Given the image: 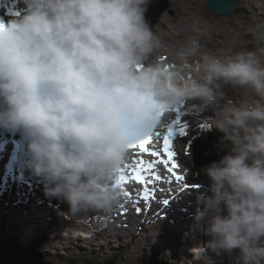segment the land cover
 <instances>
[{"label":"clouds","instance_id":"clouds-1","mask_svg":"<svg viewBox=\"0 0 264 264\" xmlns=\"http://www.w3.org/2000/svg\"><path fill=\"white\" fill-rule=\"evenodd\" d=\"M23 3L0 17V128L28 137L26 167L47 199L67 204L73 223L61 236L91 240L108 227L130 203L116 183L128 145L170 126L179 108L210 113L226 153L195 186L207 239L193 259L264 264V22L210 47L215 33L194 14L168 45L146 19L150 0ZM158 259L175 264L170 252Z\"/></svg>","mask_w":264,"mask_h":264},{"label":"snow or ice","instance_id":"snow-or-ice-1","mask_svg":"<svg viewBox=\"0 0 264 264\" xmlns=\"http://www.w3.org/2000/svg\"><path fill=\"white\" fill-rule=\"evenodd\" d=\"M2 27V24H0ZM176 119L172 122L170 126L167 127L166 134L162 137V150L155 151L150 148V145L153 143L154 139H159L161 133L158 128L149 130V132L141 138L135 139L132 143L128 145L130 150H135L137 153V158H134L132 161V167L129 169L128 166L125 167L123 172L127 171V175H121L117 180V185L125 189L124 185L129 182H135L140 185L141 188L137 191V195L140 199L148 201L154 198V185L156 182L164 179L159 173H156L154 170L155 163L154 161H159L165 165L167 172L170 174L169 182L171 179L176 181H184L185 177L178 173L176 169L179 168L175 157L176 152L173 150V139L177 134V125H181V119L179 116L180 109L177 110ZM183 127L179 128V132L183 133ZM144 154L152 157V160L145 161ZM146 165V166H145ZM146 171H152V176H146L144 173ZM126 195L131 198L132 192H129L125 189ZM138 211L140 209H137Z\"/></svg>","mask_w":264,"mask_h":264},{"label":"rangeland","instance_id":"rangeland-1","mask_svg":"<svg viewBox=\"0 0 264 264\" xmlns=\"http://www.w3.org/2000/svg\"><path fill=\"white\" fill-rule=\"evenodd\" d=\"M19 4H20V1L19 0H16ZM178 1V0H177ZM200 2H202V0H200ZM200 2H198V0H183V3H184V5H186L187 6V4H191L192 5V11H196L194 14L195 15H199L201 18H202V21L204 22V24H206L207 26L208 25H210V28L214 31V33H215V35H214V37H213V39H216L215 41H213V39H212V41H210L209 42V46L211 47V46H218V44H219V42L223 39V36H224V34L225 33H227L229 30H237V29H239V30H243V27L245 26V23H246V20L247 21H250V20H252V19H254V18H257V19H259V20H261L262 18L260 17V16H258V15H256L254 12V14L252 13V10L251 9H249V8H245V7H243V5L240 3V5H239V11H237L236 12V14H235V16H234V18L235 19H232V18H229L228 16H224L223 18H220L219 16H215V15H209L207 12H206V7H205V5H206V3L203 5V4H201ZM177 9H178V7H177V5L175 6ZM173 11H176V12H178V16L176 17V18H173L172 16L171 17H167V19H168V23L169 24H171V25H174V26H176V27H174L173 29H171V31H173L175 34H176V36H174V37H172L171 36V42H169L168 40H166L165 39V42L168 44V45H171L170 43H175L178 39H180L181 38V36H182V34H183V31H184V28H185V25L189 22V18L191 17H185V16H183V14H182V12H180V11H177V10H174L173 9ZM234 13V12H233ZM193 14V15H194ZM207 15V16H211V18H207V17H205L204 15ZM246 14H248L249 16L246 18ZM1 15H2V13H1ZM0 15V16H1ZM3 16H4V14H3ZM6 16V15H5ZM241 20V21H240ZM177 22H179V24L178 25H176V23ZM178 35H180V36H178ZM217 37H220V38H217ZM218 40V41H217ZM204 121V118L203 119H200V122H203ZM207 155V153L205 152L204 153V156H206ZM189 167L190 168H193L194 170H196V171H198L194 166H193V162H192V160L190 159L189 161ZM205 166H206V164L203 162V161H201ZM200 169H202V168H200L199 167V170ZM191 170V169H190ZM191 172H192V170H191ZM0 174L1 175H5V173H4V171H0ZM195 176H203V177H206V175L203 173V171H198V173L196 174V173H194V172H192V179H193V181L195 180ZM207 178V177H206ZM207 184H208V182L206 183V186H207ZM29 188V187H28ZM21 189H22V187H21ZM40 190V189H39ZM32 191H33V193L30 195V196H36V193H35V191H34V188H32ZM40 192H43L44 193V191H42V190H40ZM24 210V209H23ZM22 210V211H23ZM26 217V216H25ZM27 218V217H26ZM28 219V218H27ZM44 223H45V225H46V228H47V230H49L50 231V228H49V223H48V221L47 220H44ZM30 224V223H29ZM3 223L0 221V233L2 232V230H3ZM8 226V225H7ZM30 228H32L31 226H30ZM7 231H11V229L10 228H8L7 229ZM31 231V230H30ZM29 231V232H30ZM53 242H54V240H53ZM168 242V241H167ZM179 242H181V239H179ZM59 244V247H62V248H64V246L61 244V243H58ZM137 244V243H136ZM134 245V247H135V244H133ZM133 245H128L127 247H126V249H128V253H133L132 251H133ZM126 246V245H125ZM195 246H198V245H195ZM27 247V246H26ZM144 247H146V246H144ZM163 249V248H162ZM132 250V251H131ZM16 251V250H15ZM99 252L98 253H100L101 255H105V250L104 249H99L98 250ZM111 251H113V250H111ZM150 251H154V253H155V249H150V250H148V251H146V253L148 254ZM161 251V250H160ZM45 253V251L42 249V252H41V254H44ZM63 253V252H62ZM135 253H137V252H135ZM75 254V253H74ZM121 254H122V251H121ZM113 256V255H112ZM142 256L144 257L145 256V254H143V255H140V257L139 258H142ZM71 257V256H70ZM96 257L97 258H99V255H96ZM94 258H92V260H91V263H94ZM179 261H182V258L180 257L179 259H178ZM173 261H175V264H176V261L177 260H173ZM190 261H192L191 263H190ZM193 261H195L194 259L193 260H191V259H189V261L187 262V263H185V264H196V262H193ZM0 262L2 263V264H12V263H10V262H5V261H3L2 259H0ZM0 263V264H1ZM14 264V263H13ZM117 264H121V262L118 260V262H117ZM122 264H134V262H132L130 259H128V258H125L124 260H123V262H122ZM148 264H151V263H148ZM155 264H162V260L161 259H158L157 258V260H156V263Z\"/></svg>","mask_w":264,"mask_h":264},{"label":"bare ground","instance_id":"bare-ground-1","mask_svg":"<svg viewBox=\"0 0 264 264\" xmlns=\"http://www.w3.org/2000/svg\"><path fill=\"white\" fill-rule=\"evenodd\" d=\"M243 1V7H245L246 9L249 8L252 10V13L254 12L256 15L258 16H261L263 17V20H264V3L261 4L259 0H242ZM222 6V4H220V7ZM218 10H220V8H218ZM253 13V14H254ZM217 16L218 13L216 12ZM225 16H227L228 14H224ZM1 17L4 18V20H6V16L3 14L1 15ZM10 19V18H9ZM8 19V20H9ZM215 38V37H214ZM217 38H220V37H217ZM216 39H213V41H215ZM218 41V40H217ZM204 116L203 115H197L194 117V120H195V134L199 133L200 132V126L203 122H200V119H203ZM193 166L196 168L197 167H200L202 169H204L206 166L200 162V161H197V160H193ZM197 169V168H196ZM5 175H9V171H4ZM31 173V172H30ZM5 180V178H3ZM33 180V179H32ZM1 184V183H0ZM42 191H44V189H40ZM3 198H5L6 200V204H7V193L3 194L2 195ZM14 196H16V192L14 193ZM2 198V197H1ZM14 200H16L17 198L16 197H13ZM35 199V196H29L28 200L27 201H24L22 204H20L19 206H13L12 204H7V206H5L4 202L1 201L0 202V221L2 222V215L5 211H7L8 213V216H9V222L8 224H14L16 223L17 225H19L21 228L24 229L25 231V235H28L30 232V230H32V228H30L31 224L30 221H29V218L27 219L23 214H21L20 212H22L23 209L27 208L28 206L31 205V202H33ZM191 210H194L193 208H191ZM31 215H34V216H37L38 215V212L37 211H30ZM194 221L195 223V226H196V229L197 231L194 233V237H193V240L191 239H188V240H185L183 242V246H187L190 242H191V249L194 248V247H198L200 245L203 244V242L207 239L203 233H202V230H201V227H202V221H197L196 219H192V220H188L187 222V225L189 224V227L191 226V222ZM137 224V223H136ZM3 226V225H2ZM139 228H142L144 226H146V224L144 223H139ZM3 228V227H2ZM191 230V228H190ZM152 232H153V238L155 240L156 243H158V241H161V242H167V241H170L174 236L178 235L179 234V230H174L172 232H168L166 234H164L160 239H157L156 236H155V231L154 229L152 228ZM120 240H122V238H120ZM58 243H61L64 247H67V244L64 243L62 240L60 239H55L54 242H53V239H49V247L52 251H55L58 249ZM108 245H111V242H108L107 243ZM135 244V247H138V244L134 243ZM131 245V244H129ZM144 246V250L145 251H148V248H149V244L147 243H144L143 244ZM195 245H198V246H195ZM24 249H28V247H24ZM100 249H104L105 248H100ZM128 249H124L122 250V254L124 253H128L127 252ZM132 251V250H131ZM137 252V251H136ZM174 253V251H172ZM138 253V252H137ZM137 253H130L131 255V258L130 259H134L135 255ZM161 255H163L161 253ZM183 255H185V253L183 252ZM140 257V256H139ZM143 257V256H142ZM192 259V258H191ZM195 260V259H194ZM189 261V258L187 259V262ZM198 262V260H196ZM196 262V264H197ZM179 262L176 261V264H178ZM181 264H185L186 261L185 259L182 258V261H180ZM219 264H223V259H221L219 261Z\"/></svg>","mask_w":264,"mask_h":264},{"label":"water","instance_id":"water-1","mask_svg":"<svg viewBox=\"0 0 264 264\" xmlns=\"http://www.w3.org/2000/svg\"><path fill=\"white\" fill-rule=\"evenodd\" d=\"M206 1H208L210 5V9L212 11L215 10V8H218L219 4L221 3L222 4L221 8H225L229 10V12H231L233 6L237 4L236 0H206ZM170 6H171V0H150L148 9H153L155 12H159L158 17H160L164 12H166L170 8ZM24 250L28 251L29 249H24ZM13 254L15 256H18L19 250L17 249L16 251H14Z\"/></svg>","mask_w":264,"mask_h":264},{"label":"trees","instance_id":"trees-1","mask_svg":"<svg viewBox=\"0 0 264 264\" xmlns=\"http://www.w3.org/2000/svg\"><path fill=\"white\" fill-rule=\"evenodd\" d=\"M196 168L199 169V167H197V166H196ZM200 171H203V169H200ZM164 249H165V248H164ZM170 252H171V251H170ZM161 253L163 254V250H161ZM0 255H1V257L4 258L5 260L9 261V256H8L7 252H6L4 249H2L1 247H0ZM173 258H174V256L171 255V259H172V260H174ZM117 262H118V260L115 261V264H117ZM85 263H86V264H89V260H86Z\"/></svg>","mask_w":264,"mask_h":264}]
</instances>
